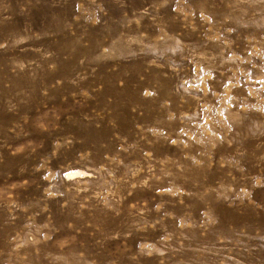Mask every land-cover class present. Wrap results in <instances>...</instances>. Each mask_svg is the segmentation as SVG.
I'll list each match as a JSON object with an SVG mask.
<instances>
[{
    "label": "rangeland",
    "instance_id": "374dc122",
    "mask_svg": "<svg viewBox=\"0 0 264 264\" xmlns=\"http://www.w3.org/2000/svg\"><path fill=\"white\" fill-rule=\"evenodd\" d=\"M0 264H264V0H0Z\"/></svg>",
    "mask_w": 264,
    "mask_h": 264
},
{
    "label": "bare ground",
    "instance_id": "6f19581e",
    "mask_svg": "<svg viewBox=\"0 0 264 264\" xmlns=\"http://www.w3.org/2000/svg\"><path fill=\"white\" fill-rule=\"evenodd\" d=\"M75 174H77V175H81V174L86 175L87 173H85L84 171H80V170L70 171V173H69L70 176L71 175H75Z\"/></svg>",
    "mask_w": 264,
    "mask_h": 264
}]
</instances>
